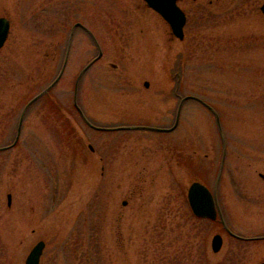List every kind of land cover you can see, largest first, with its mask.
<instances>
[{
	"label": "rangeland",
	"instance_id": "1",
	"mask_svg": "<svg viewBox=\"0 0 264 264\" xmlns=\"http://www.w3.org/2000/svg\"><path fill=\"white\" fill-rule=\"evenodd\" d=\"M263 0L186 9L184 37L143 0H0L10 30L0 48V264H257L264 241L241 242L196 217L189 183L213 188L225 220L264 233ZM148 82V86L144 82ZM222 133V134H221ZM222 135V136H221ZM11 194L8 204L7 194ZM223 237L214 252L211 238Z\"/></svg>",
	"mask_w": 264,
	"mask_h": 264
},
{
	"label": "water",
	"instance_id": "2",
	"mask_svg": "<svg viewBox=\"0 0 264 264\" xmlns=\"http://www.w3.org/2000/svg\"><path fill=\"white\" fill-rule=\"evenodd\" d=\"M144 1L146 2L148 7H150L155 12H157L167 22V24L170 27L172 34L175 37H177L179 39H182L184 37L183 28H184V25L186 22V16H185L184 12L182 11V9L177 5L176 0H144ZM260 9L264 13V2L262 3ZM78 26L85 29L87 32H89L91 34V32L83 24H81L80 22H76L71 28L69 39H68V45H69L70 40H71L73 29L75 27H78ZM9 29H10L9 19L5 16H0V48L4 44V42L8 36ZM101 53L102 52L99 49L98 54L82 68V70L80 71V73L78 74V76L76 78L75 86H74V93H73L74 106L76 107L79 115L84 120V122L87 125L91 126L92 128L99 129V130L148 129V130H153V131H170V130L174 129L175 126L177 125L179 113H180V109H181V104L186 99H195V100L201 102L203 105H205L209 110H211L215 114L216 119L218 120V117H217L215 110L209 104H207L205 101H203L202 99H200L197 96L186 95L180 99L179 104L177 106L175 122L170 127H157V126H149V125H119V126L107 127V126H98L96 124H93L92 122H90L88 120V118L85 116V114L83 113V111L81 110L79 105L77 104V101H76L77 83H78V79H79L80 75L94 61H96L101 56ZM66 59H67V51L65 53L64 63L62 65V68L59 71L58 75L54 78V80L46 88H44L41 92H39L38 94L33 96L26 103V105L24 106V108L21 112V115H20V118L18 121V127H17V131L15 134L14 140L8 145L0 146V150L9 148L16 143V141L19 137L22 118H23V114H24L25 110L34 100H36L43 93L47 92L56 83V81L59 79V77L61 76V74L64 70ZM144 85L148 86V82L145 81ZM221 138H222V145H223L222 157H221L220 165L218 168V172H217V176H216L213 188L210 189L206 184H204L203 182H201L199 180H193L187 186L186 198H187V202H188V205L190 207V210L195 216L200 217V218H208L211 220H215L217 218V215H218L220 217L221 221H223L222 216H221L220 206H219L217 196H216V184H217L216 182H217V180L221 174L223 162H224V156H225V143H224L223 137H221ZM259 176L264 180V173H259ZM7 199H8V204H10V199H11L10 193L7 194ZM221 246H222V236L219 233H215L211 238V248L214 252H217L221 248ZM43 248H44V241L43 240L37 241L32 246L30 251L28 252V254L25 258L24 264H39L40 256L42 254ZM259 264H264V262H261Z\"/></svg>",
	"mask_w": 264,
	"mask_h": 264
},
{
	"label": "flooded vegetation",
	"instance_id": "3",
	"mask_svg": "<svg viewBox=\"0 0 264 264\" xmlns=\"http://www.w3.org/2000/svg\"><path fill=\"white\" fill-rule=\"evenodd\" d=\"M236 1L237 0H176L177 5L185 13L186 18H187V15H186V9L185 8H187V7L190 8L193 5L201 4V5H206L209 8L225 6L224 9H227V7H230ZM263 2H264V0L261 2V4ZM261 4L259 5V9L261 7ZM96 47H97V49H99L97 45H96ZM221 216H222V220H223V221H221V228L230 237H232L234 239H237V240H239L241 242H246V241H264V233L257 234V235L256 234L255 235H245V234L243 235V234L237 233L236 231L233 230V228H231L229 226V224L225 220V217H224V214H223L222 210H221ZM222 244H223V238H222ZM261 262H264V261H261ZM261 262H259V263H261ZM259 263H257V264H259Z\"/></svg>",
	"mask_w": 264,
	"mask_h": 264
}]
</instances>
